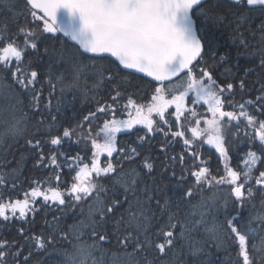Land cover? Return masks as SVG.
Wrapping results in <instances>:
<instances>
[{
	"label": "snow or ice",
	"instance_id": "snow-or-ice-1",
	"mask_svg": "<svg viewBox=\"0 0 264 264\" xmlns=\"http://www.w3.org/2000/svg\"><path fill=\"white\" fill-rule=\"evenodd\" d=\"M0 7L12 14L8 19L27 12L33 25L17 24L15 35L8 23L0 25V148L6 150L10 141L23 137L37 150L35 166L57 170L46 180H32L34 186L12 197L2 189L20 187L16 170L0 167V221H28L41 207L55 206L60 215L46 220L51 231L46 241L42 236L24 237L23 227L19 232L41 250L53 245L59 264H215L209 249L224 248L228 241L236 246L232 264H264V257L253 256L264 252V212L243 217V209L255 207L257 196L264 207V170L258 167L264 166V82L255 99L236 104L234 84L219 85L205 66V56H217L223 35L212 29H229L237 56L255 64L245 68V75L264 71V0H22V8L21 0H0ZM42 41L49 43L42 47ZM45 58L43 79L50 97L59 87L61 96L75 100L79 94L87 100L91 94L95 99L107 85L113 101L97 102L95 111L75 127L61 126L62 132L52 134L55 125H48L47 142L53 147L47 155L41 139L26 137L25 110L39 111L42 89L36 85L41 71L32 65ZM227 58V53L220 55L219 63ZM134 73L156 82L153 94L147 104H137L129 95L123 105L128 118H117L121 86ZM239 90H245L243 79ZM44 107L50 109V99ZM56 110L61 111L60 99ZM97 113L105 117L93 132ZM43 124V119L37 121V132ZM138 125L146 129L144 135L134 133L141 145L156 133L170 137L169 145L182 141L178 157L165 154L161 176L171 169L176 178L175 167L184 166V153L194 161L187 174L176 178L170 193L156 184L151 157L131 166L140 156V145L118 142V134ZM232 128L236 136L243 132L251 145L242 168L231 164L225 130ZM81 142L90 144L87 160L61 151L65 143ZM197 142L215 149L222 173L211 171ZM159 151L165 152L164 144ZM64 168L71 182L62 187L59 173ZM225 187L228 197L221 202ZM61 242L66 247L56 248ZM22 252L15 240L0 241V264H9V257L20 264ZM30 255L23 256L24 264Z\"/></svg>",
	"mask_w": 264,
	"mask_h": 264
},
{
	"label": "trees",
	"instance_id": "trees-1",
	"mask_svg": "<svg viewBox=\"0 0 264 264\" xmlns=\"http://www.w3.org/2000/svg\"><path fill=\"white\" fill-rule=\"evenodd\" d=\"M21 8H22V0H21ZM12 14L6 13L3 7H0V25L4 23H8L10 25L11 34L15 35L17 30V24L19 26H33L31 24L32 17L25 12L23 16L16 13V15L12 19H8ZM36 23H39L38 21ZM212 31L216 33L218 36L221 32L223 35L220 36V45L217 47V56H205L206 67H208L212 73L213 78L217 81L219 85H224L226 83L234 84V93L233 99L234 103L239 104L246 99H255L258 94V89L260 87V82H264V71L260 69H256L253 72L247 73L245 75V68L255 67V64L247 62L242 57L237 56V49L231 43L230 38V30L229 29H215ZM66 39V38H65ZM49 43L48 41H42V47ZM228 54V58L224 61V63H219V56ZM45 60L35 61L33 62V67L37 68L41 71V80L37 83L36 88L42 89L40 94V108L38 112H32L25 108L28 111V121H27V133L26 137L31 138L35 134L36 139H41L42 148L44 153L47 155L49 153V149L52 148L48 142V125L54 124L51 128V133L56 134L58 132H62L61 126H68L69 123L73 127L76 124L83 121L84 116H86L90 111H95L97 107V102L103 103H113L111 100L110 92L111 86H105L104 88L98 90L95 94V99L91 98V94L89 99L85 100L81 95H77L75 100H73L72 96L69 94H65L61 96L59 91V87L55 90L53 95L50 97V86L44 81L43 77L47 72V65ZM0 75H3L0 73ZM243 79L245 80V90L241 92L239 90V81ZM128 83H125L121 86V91L123 95L119 98L116 103L117 108V118L125 119L127 117V113L123 109V105L127 102L129 95L136 101V103H143L147 101L150 96V85L141 77L136 75H132L129 78ZM8 82H10V77L8 78ZM49 99L51 100V107L45 108L44 105L48 103ZM61 100V111L58 112L57 108V100ZM28 99H24V105L28 104ZM226 108L229 106L226 104ZM52 116L56 117V122L52 121ZM98 119H95L92 123V131L95 132L97 130L98 125L102 123L105 114L97 113ZM43 119L44 124L40 125V131L37 132V121ZM80 129H77V134L80 133ZM235 129H226L225 135L227 137V144L229 148L230 155L232 157L231 164L233 167H243L241 161L244 158L245 153L248 148L251 146L247 141H245L243 132L240 133L239 136L234 135ZM170 138V137H169ZM76 139V136H73V140ZM150 143L145 142L143 146H140V156L137 157L136 161L131 166L139 165L144 157H151V159L155 162V182L165 193H170L174 190V186L176 183V178H178L181 172H189L191 170V166L194 163L193 159L188 156L187 153L185 155V164L181 167L179 164L175 167L176 178L171 177V169L168 173H164L161 176V161L165 160V154L167 156H179L183 150V147H179L178 143L169 145L167 143V138L162 135L158 136V138L150 139ZM118 142L121 144H133L140 145L137 140V136L134 134H123L119 137ZM11 147L6 146V150L4 148H0V167H2L4 172H10L12 170H16V178L19 181L20 187L18 189H12L11 187H5L2 189L5 196L12 197H20L22 191H26L31 185L32 180L43 181L46 180L50 175H52L55 169L51 167H45L41 164L39 167L35 166L36 161V149L30 148L25 143V138H19L17 141H10ZM161 144L165 145V152L161 153L159 148ZM61 151L66 152L69 155L75 156L79 154L83 156L86 160L91 155L90 144L81 142L80 144L76 143H65ZM197 151L200 153L201 158L208 162V165L213 173L223 172V163H220V159L215 157V154L209 150ZM58 160L62 159L58 155ZM195 163H198L196 161ZM124 167H130L128 162H124ZM261 167V170H264V166ZM61 176V186H65L66 183L71 182V175L67 168H64L60 173ZM151 184V181H148ZM228 197V189L225 187L221 192V202L224 198ZM230 199V198H229ZM261 197L257 196L253 201L255 207L248 205L245 209H243V217L246 220L250 215H254L257 212H264V207L261 206ZM232 205H229V210H231ZM233 215L237 213L233 212ZM54 215H60L59 210L52 206L41 207L39 211L34 214V217L30 216L28 221H20L13 220L8 222L0 221V241L7 240L12 242L15 240L17 242V246L23 247L22 256L20 258V264H24L23 256L31 255L28 260V264H59L60 257L57 256L53 252V245H48L46 249L41 250L35 247L34 240H25L24 237H32V236H42L45 241L51 235V231L46 224L47 221H51ZM68 222L71 223V219L67 218ZM221 219L223 216L221 215ZM24 228V237L20 235V228ZM251 244V241H250ZM56 248L66 247V245L61 242L55 245ZM211 253V257L215 264H232L233 261L237 259L236 246L232 243V241H228L224 248L217 250L216 248L209 249ZM253 256L255 259H260L264 257V252H254ZM154 257L152 254L149 255L148 259L152 260ZM9 264H15L11 257H9Z\"/></svg>",
	"mask_w": 264,
	"mask_h": 264
},
{
	"label": "flooded vegetation",
	"instance_id": "flooded-vegetation-1",
	"mask_svg": "<svg viewBox=\"0 0 264 264\" xmlns=\"http://www.w3.org/2000/svg\"><path fill=\"white\" fill-rule=\"evenodd\" d=\"M149 85H150V93H151V95H152L154 89H153V87H152V84H149ZM147 103H148V102H145V103H142V104H147ZM189 106H191V105H189ZM196 108H197L199 111H201V112L205 111V108L202 107L201 105H196ZM173 111H174V109H169V112H173ZM154 119H155V117H154ZM168 119H169L170 121H174L175 118H174V116H169ZM201 127H204V125L201 124ZM134 133H138L139 135H144V134L146 133V129H143L141 126L138 125V126H136V128H134V129L132 130V133H131V134L134 135ZM160 135H162L163 137H165L162 133H156L154 136H153V135H149L148 138H150V139L158 138V136H160ZM189 135H190V134H189ZM120 136H122V134H118L117 139H119ZM168 139H170V138H167V140H168ZM177 142H179V143H178V146H179V147H183V148H184V146H183V144H182V141H179V139H177ZM175 143H176V142H175ZM175 143H174V144H175ZM139 144H140V142H139ZM143 144H144V143H143ZM143 144H142V145L140 144V146H143ZM197 148H198L199 151H202V150H209V151H211V152H213V153L215 154V157L218 158V154L215 152V149L211 148V147H210L209 145H207V144L200 145V143L197 142ZM220 163H223V162L220 160Z\"/></svg>",
	"mask_w": 264,
	"mask_h": 264
},
{
	"label": "water",
	"instance_id": "water-1",
	"mask_svg": "<svg viewBox=\"0 0 264 264\" xmlns=\"http://www.w3.org/2000/svg\"><path fill=\"white\" fill-rule=\"evenodd\" d=\"M134 75H137V76H139V77H142V78H144V79H146V80L151 81V78H150V77H146V76H144L142 73H134ZM151 82H154V81H151ZM154 83H156V82H154Z\"/></svg>",
	"mask_w": 264,
	"mask_h": 264
},
{
	"label": "rangeland",
	"instance_id": "rangeland-1",
	"mask_svg": "<svg viewBox=\"0 0 264 264\" xmlns=\"http://www.w3.org/2000/svg\"><path fill=\"white\" fill-rule=\"evenodd\" d=\"M114 156H115V154H114Z\"/></svg>",
	"mask_w": 264,
	"mask_h": 264
}]
</instances>
